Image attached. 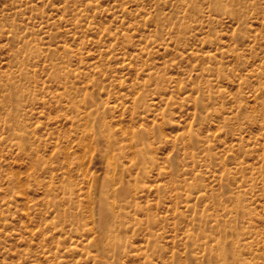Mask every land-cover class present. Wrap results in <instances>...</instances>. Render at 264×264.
<instances>
[{
  "label": "rangeland",
  "instance_id": "1",
  "mask_svg": "<svg viewBox=\"0 0 264 264\" xmlns=\"http://www.w3.org/2000/svg\"><path fill=\"white\" fill-rule=\"evenodd\" d=\"M0 264H264V0H0Z\"/></svg>",
  "mask_w": 264,
  "mask_h": 264
},
{
  "label": "bare ground",
  "instance_id": "2",
  "mask_svg": "<svg viewBox=\"0 0 264 264\" xmlns=\"http://www.w3.org/2000/svg\"><path fill=\"white\" fill-rule=\"evenodd\" d=\"M143 173H145V172L143 171ZM123 184H125V182ZM122 187L123 188L119 192V194H121V195L126 193L127 192V188H128L126 185H123ZM117 196L118 195H115L114 202H115V199H117ZM109 198H110V196L107 197V200H109ZM114 202H113V206L112 205L109 206L108 204H105V205H103L101 207V205H99L100 215L102 216L103 221L107 223L106 226H104V227H105V232H106L107 237L110 238L109 239L110 243L108 245V248L111 251H116L118 248L121 247L120 246L121 242H120V238H119V233H117V230L120 229L119 228L120 225L118 223H116V219L121 214H126L127 215V213L124 210L125 206L123 207V210L121 209L119 211V213H118V211L115 208V203ZM150 231H151V229H150ZM224 250H225V248H222V251H224Z\"/></svg>",
  "mask_w": 264,
  "mask_h": 264
}]
</instances>
